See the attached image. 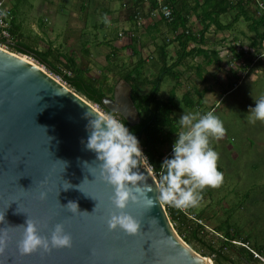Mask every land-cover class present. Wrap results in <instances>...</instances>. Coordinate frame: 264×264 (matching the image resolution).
Here are the masks:
<instances>
[{
	"label": "water",
	"instance_id": "95a60500",
	"mask_svg": "<svg viewBox=\"0 0 264 264\" xmlns=\"http://www.w3.org/2000/svg\"><path fill=\"white\" fill-rule=\"evenodd\" d=\"M104 104L131 127L140 124L127 82ZM85 112L103 115L27 56L0 47V229L9 233L0 264H215L180 237L159 201L151 210L130 205L128 211L142 222L139 234L108 228L114 189L100 177L95 152L82 143L89 135ZM139 170L155 188L158 179L145 158ZM70 201L80 213L67 209ZM27 218L49 238L55 224L63 222L72 246L21 254L23 229L15 226Z\"/></svg>",
	"mask_w": 264,
	"mask_h": 264
},
{
	"label": "rangeland",
	"instance_id": "374dc122",
	"mask_svg": "<svg viewBox=\"0 0 264 264\" xmlns=\"http://www.w3.org/2000/svg\"><path fill=\"white\" fill-rule=\"evenodd\" d=\"M37 1L14 0L13 4L23 16V12L29 10L31 4ZM54 1L57 13L43 14L42 21L46 22V20L58 17L61 21L57 32L55 35L48 33L38 38L35 32L28 30L27 33H32L33 36L30 39L32 42L27 44H32L33 47L42 48L45 51L52 47L54 51L75 57L80 66L91 70V77L98 78L100 82L104 81V76L108 78L104 83L105 90L108 87L116 88L122 82L120 74L124 72L123 69L128 70L133 67L141 57L147 62L146 72L149 79L155 81L162 65L158 51L164 42H169L168 64L172 65L180 58V54H177L180 45L169 27V22L161 21V16L157 14V11H154L153 15L150 13V0H145L142 5V8H146L148 16L141 17L138 14V20L130 18L128 7L124 5L126 0H112L111 3L109 0H83L84 3L78 5L75 4L76 0ZM134 1L138 0H131V7ZM251 7H254V10L257 9L255 5ZM108 9L111 12L106 14L105 11ZM72 12H75L76 16ZM257 16H260L259 13ZM157 23L158 31L152 30L151 27ZM246 26L247 24L242 21L238 25L240 29L248 32ZM231 31L237 32L234 29L229 30L231 35ZM248 34L247 36L251 35L249 32ZM154 36L157 38L154 39ZM241 37L243 36L239 39L245 43L241 47L240 43L234 46L236 57L234 61H231L232 65L229 64L227 68H224L220 53L216 55L210 52L209 61L220 63L221 67L214 70L215 76L208 77L207 71L198 65V61L189 58L185 60L186 67L180 66L186 68L187 79L182 78L176 81L166 76L159 98L168 99L171 91L176 89L179 110L176 111L174 117L178 127H180L179 118L185 113L202 114L213 111L226 129L223 137H210V146L219 155L217 168L223 174V180L216 187L209 186L204 189L202 199L197 206L188 207L193 218L195 217L209 233L200 236L204 244L192 240L190 247L199 255L214 262L215 256L210 255L209 246L220 250L223 243L228 241L226 236L215 232L216 228L224 226V231L228 232L227 229H230L233 236L238 237L234 242L236 247L242 246L244 240H248L253 250L263 253V257L257 254L255 256H259V260L264 264V121L256 120L253 123V116L249 111L250 106H255V100L264 96V43L262 47H257L258 49L255 48L254 51L249 46L250 38ZM251 37L255 38V33ZM134 38L138 40L139 56L133 54ZM211 40L215 38L207 39L208 42ZM217 43L218 50H220L219 47L222 44L219 41ZM0 45L11 51L5 44L0 43ZM86 45L89 48V56L85 54ZM113 47L119 49V53L117 58L112 60L111 65H108L107 55L111 53ZM194 47L196 48L197 44L190 45L189 49ZM211 48L215 50L213 46ZM56 54L49 57V61L64 74H69L66 61L58 58ZM204 58L208 59L205 54ZM230 58L231 54H228L226 62L230 61ZM30 60L45 68L34 58ZM194 67L196 71L192 69ZM209 70L213 71L212 68ZM197 72L199 77L196 75ZM52 75L62 81L58 76ZM200 77L206 79L208 83H203ZM150 89L151 86L147 85L142 94ZM197 89L203 92L202 96L197 95ZM187 92L192 95L190 97L193 107L184 104L183 100ZM107 97L113 98L114 94ZM92 105L103 115L110 114L98 105L93 103ZM112 115L115 116L113 113ZM115 117L119 119L118 115ZM182 130L180 127V131ZM172 146L164 147L166 157L171 156ZM153 173H156L159 179L160 172L154 171ZM199 216L202 217V221H198ZM191 227H195L194 223H191ZM186 237L190 238V233H186ZM225 253L230 260L239 261L238 251L229 249Z\"/></svg>",
	"mask_w": 264,
	"mask_h": 264
},
{
	"label": "clouds",
	"instance_id": "9594fccd",
	"mask_svg": "<svg viewBox=\"0 0 264 264\" xmlns=\"http://www.w3.org/2000/svg\"><path fill=\"white\" fill-rule=\"evenodd\" d=\"M249 111L253 123L264 121V96L255 100V106H250ZM85 116L89 135L82 143L86 149L95 152L96 160L100 162V177L114 189L107 215L110 230L119 228L129 235L139 234L142 222L128 211L130 205L151 210L159 201L180 209L194 207L200 203L204 189L216 187L223 180V174L217 168L219 155L210 146V137L221 138L226 129L213 111L185 113L179 118L178 123L183 130L176 134L171 156L160 165L161 172L155 188L139 170L146 156L138 138L126 124L112 114L85 112ZM70 187L68 182L64 189ZM152 192L156 193L155 197L149 196ZM46 196V193H41V199ZM66 207L74 215L81 212L76 202L70 201ZM15 227L23 229L18 242L21 254L72 246V236L63 222L55 224L50 238L40 234L38 222L31 218ZM8 239V228L0 229V253L5 251Z\"/></svg>",
	"mask_w": 264,
	"mask_h": 264
},
{
	"label": "trees",
	"instance_id": "16d2710c",
	"mask_svg": "<svg viewBox=\"0 0 264 264\" xmlns=\"http://www.w3.org/2000/svg\"><path fill=\"white\" fill-rule=\"evenodd\" d=\"M144 1L145 0H138L137 2H134L133 7H131V1L129 0L127 4H125V6L127 5L128 7L127 10H129V15L132 20H138L140 14L138 15L139 10L137 8H142ZM162 1L169 4L173 10L172 19L168 22L172 33L175 35L176 41L180 45L179 60L172 65L168 64L167 50L169 42H164V44L160 47V50L164 52L165 58L160 59L162 65L159 71V76H157L155 81L149 79V75L146 72L147 62L142 57L133 67L128 70L123 69L124 72L120 74L121 81H125L132 86V100L138 109L140 124L131 127L124 118L119 120L125 123L129 130L136 135L140 141L144 155L146 156L145 158L150 162L156 172H161L160 165L164 160V157H166L164 147L167 145H173L176 134L180 131V127L176 125V119L174 117L176 111L179 110L175 90L171 93L168 99L162 100L159 98L165 77L170 76L177 81L178 73L175 70L182 65L185 59L187 61L189 58L194 59L197 56L202 57L204 54L209 58L210 52H207L205 49L201 48V46L205 43L206 33H208L209 29L213 25L221 30L231 29L239 23L242 18H245L249 23L250 29L255 33V41L253 40L252 44L254 49L261 47L262 43H264V4H261L264 3V0H244L239 1L238 4L235 5H231L228 0H221V4L214 7H211L214 5L212 4L214 0H207L205 2L206 6L202 8L203 29L199 31L198 34V30L194 31V28L191 27L190 20L187 15L185 18L181 14H177V10H175L172 0ZM149 3L151 12H154L159 8V0H150ZM251 5L256 6L257 14L259 13L260 16H257L256 10L254 13H251ZM132 8L133 11H131ZM186 9H188L187 5ZM194 10L198 12V7H195ZM231 10H236L235 19L233 18L228 25H222L220 22L222 14ZM110 12L111 11L109 9L105 11L106 14H109ZM161 19L165 22L167 21L163 17H161ZM102 25L101 28H103ZM0 43L5 45L8 43V39L2 38L1 33ZM192 44H197V47L189 50V46ZM132 46L133 54L139 56L137 39H133ZM7 47L14 53L34 58L40 65L44 66L48 72L58 76L68 87L76 91L91 103L98 105L104 111L112 114L106 108L104 99L107 96L114 94L115 87H108L105 90L104 83L108 79L106 76L103 77L104 81L100 82L98 78L91 77V70L80 66L75 57L59 53L58 58L63 57L65 59L67 68L70 71L69 74H64L53 63L49 62L48 58L54 56L52 47H50L45 53L40 52L39 50H31L27 46L14 41L12 42V46ZM84 50L85 54L89 56L90 52L88 45L85 46ZM118 53L119 49L115 47L111 49V53L107 55L108 65H111L112 60L117 58ZM192 69L196 70L195 67ZM147 85L151 86V89L147 93L142 94V91L147 88ZM201 93L203 92L198 90V96H202ZM190 96L191 94L185 96L183 101L185 106L187 105L188 107H193ZM164 205L166 206L176 231L189 246L192 244V240L204 244V241L200 236L209 232H207L204 226L197 222L195 217L193 218L190 208H185L186 212H184L182 209L173 207L166 203H164ZM198 221H202L201 216H199ZM191 223H194L195 227L192 228ZM224 230V226H220L215 230L217 234H223L228 239V241L223 243V247L220 248V250H216L212 246H209L210 255L215 256V264H240L243 262L245 264H263L259 258L255 256L257 254L260 257H263V253L253 250L250 247L251 243H249L248 240H244L242 246L236 247L234 242L238 239V237L233 236L230 229H227L228 232ZM186 233H190V238L186 237ZM229 249L238 251L239 261L235 262L226 256L225 252Z\"/></svg>",
	"mask_w": 264,
	"mask_h": 264
},
{
	"label": "crops",
	"instance_id": "0c3cea01",
	"mask_svg": "<svg viewBox=\"0 0 264 264\" xmlns=\"http://www.w3.org/2000/svg\"><path fill=\"white\" fill-rule=\"evenodd\" d=\"M6 1L8 3V6L12 9L13 15H14V19H13V22H12V28H11L12 39L8 40V43H6V46H12V42L13 41L14 42H18V43L23 44V45L27 44L29 42H32L30 39L32 38L33 35H32V33H27L28 30H30L32 32H35L37 34L38 38L43 37L44 34H48V33L55 35V33L57 32L58 26L60 25V21H61V20L58 19V17L53 18L52 20H46V22L42 21V15L43 14H50L51 13L52 15H54L55 13H57V10L55 8L56 5H54V3H55L54 0H38L37 2H33L31 4V8L29 10L23 12V16H22L21 12H19L17 10V8L14 6V4H13L14 0H6ZM129 1H131V0H129ZM206 1L207 0H203V1L202 0H172L174 8H175V10H177V14H181L185 18H186V15H187L189 20H190L191 27L194 28V31H197V30L201 31L203 29V25H202V23H203L202 22L203 21V16H202L203 11H202V8L206 6V3H205ZM228 1H230L231 5H235V4H238L239 1H244V0H228ZM109 2L111 3L112 0H109ZM127 2H128V0H126L125 4H127ZM134 2H133V4H134ZM79 3L83 4L84 2H83V0H76L75 4L78 5ZM212 4H214V5H212L211 7L217 6V5L221 4V0H214V2ZM186 5L188 6V9H186ZM195 7H198V12H196L194 10ZM50 8H52V10H50ZM253 8L254 7H250L251 13H254V11H255ZM137 9L139 10L138 14H140L141 17L148 16L147 12H146L147 11L146 8H137ZM212 9H210V10H212ZM226 12L227 13H223L222 14L221 19H220V22H221L222 25H228V23L231 20H233V18L236 15V10H231V11H226ZM150 13H152V15L154 14L153 11L150 12ZM72 14L74 16H76L75 12H72ZM229 19H231V20L229 21ZM161 21H163V20L161 19ZM241 21L244 24H247L246 27H247L248 32L251 34L250 36H247V35H249L248 32H246V31H244V30H242V29H240L238 27L240 22L237 23L233 28L225 29V30H221L218 27H216L215 25H213L209 29L208 33H206V35H205V43L201 46V48L205 49L207 52H212L213 54H216V55H218V53H220V58L222 59L221 61L224 64V68H227V66L229 64L232 65L231 61L233 59H235V57H236L234 55L235 50H236L234 48V46H236V44L239 45V43H240V47L242 45H244L245 42L241 41L239 39L240 36H243V37H246V38L249 37L250 38L249 46L251 47L252 50L255 51V49H254V47L252 45L254 37H251V36H253L254 32L250 29L249 23H248V21H246L245 18H242ZM41 23H43V25H41ZM158 27L159 26H158V23H157V25H155L154 27H151V29L152 30L155 29L156 31H158ZM200 27H201V29H200ZM232 29H234V31H237V32L231 31V33H232V35H231L229 33V30H232ZM211 37H214L215 40H211L210 42H212V43L209 44L210 42H208L207 39L211 38ZM243 37H241V38H243ZM155 38H157V36H154V39ZM206 41H207V44H206ZM217 41H219L222 44L219 47L220 50H218ZM229 42H232V43L230 44ZM210 45L213 46L215 48V50H212L213 48H211ZM25 46H27L31 50L32 49L39 50L40 52H44V53L48 51V50L47 51L42 50V48H35V47H33L32 44H27ZM261 47H262V45H261ZM258 48H260V47H258ZM191 49H193V48H190L189 50H191ZM168 51H170L169 48L167 50V53L169 55ZM179 51H180V49H179ZM56 53L59 54V52H57L56 50L55 51L53 50V54L55 55ZM178 53L179 52H177V54ZM228 54H231V58H230V61L226 62V59H228ZM158 55H159V59H164L165 58L164 52L162 50L158 51ZM22 56H24V55H22ZM27 57L30 58V59L32 58L30 56H27ZM61 58L65 62V59L63 57H61ZM56 59H58V58H56ZM192 60L198 61V63H199L198 65H200L203 69H205L207 71L208 77L215 76L214 70L216 68H220L221 67L220 63H214L212 61H209L210 58L207 59V58H204V56L196 57V58H194ZM250 61H251L252 65H253L252 60H250ZM202 64H204V66H202ZM183 65H184V67H186V61H184L182 66ZM180 66L175 70L178 73L177 74L178 75V80L177 81H180L182 78H186V68L180 67ZM197 68H198V66H197ZM211 68L213 69V71L209 70ZM228 69H230V67H228ZM196 75L199 77V73L198 72H197ZM201 79H203V78H201ZM202 82L203 83H208V81H206V79L205 80L203 79ZM173 91H174V89L171 91V93ZM175 93H176V91H175ZM196 93L198 95V90H196ZM186 94L189 95L190 93L189 92L185 93V96H187Z\"/></svg>",
	"mask_w": 264,
	"mask_h": 264
},
{
	"label": "built area",
	"instance_id": "2783aa9c",
	"mask_svg": "<svg viewBox=\"0 0 264 264\" xmlns=\"http://www.w3.org/2000/svg\"><path fill=\"white\" fill-rule=\"evenodd\" d=\"M156 11H157V14H159L161 17H163L167 21L170 22V20L172 19L173 10H172L171 6L167 3H164L162 0H159V8ZM13 19H14L13 11L8 6L7 1L6 0L0 1V33H1L2 38H6L8 40H11V38H12L11 28H12ZM0 46H2V45H0ZM147 164L150 166L151 170L154 172V168L148 160H147ZM155 175H156V173H155ZM156 177H157V175H156ZM182 210L184 212H186L185 208H183Z\"/></svg>",
	"mask_w": 264,
	"mask_h": 264
}]
</instances>
